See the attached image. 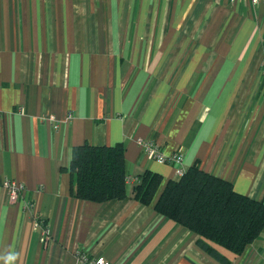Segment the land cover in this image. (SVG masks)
<instances>
[{
	"label": "crops",
	"instance_id": "1",
	"mask_svg": "<svg viewBox=\"0 0 264 264\" xmlns=\"http://www.w3.org/2000/svg\"><path fill=\"white\" fill-rule=\"evenodd\" d=\"M139 137L264 201V2L0 0V183L26 185L17 201L0 185V264H224L153 204L74 195V147L121 143L159 196L176 166ZM214 246L264 264V231L240 255Z\"/></svg>",
	"mask_w": 264,
	"mask_h": 264
},
{
	"label": "trees",
	"instance_id": "2",
	"mask_svg": "<svg viewBox=\"0 0 264 264\" xmlns=\"http://www.w3.org/2000/svg\"><path fill=\"white\" fill-rule=\"evenodd\" d=\"M70 168L77 198L104 202L133 197L144 205L153 204L158 213L199 234V246L224 264L230 259L215 244L240 255L264 231V201L236 191L231 181L198 163L178 179H169L159 196L163 176L158 172L147 170L129 186L121 143L78 145Z\"/></svg>",
	"mask_w": 264,
	"mask_h": 264
},
{
	"label": "built area",
	"instance_id": "3",
	"mask_svg": "<svg viewBox=\"0 0 264 264\" xmlns=\"http://www.w3.org/2000/svg\"><path fill=\"white\" fill-rule=\"evenodd\" d=\"M253 3H261L264 2V0H251ZM49 121H51L52 126L54 129H59L63 120H60L54 116L46 117ZM71 118H73V115H69L65 120L68 121ZM138 144L142 147L144 152L149 155L151 158H153L155 161L159 163H172L176 166V174L180 177L185 172L184 167V153L183 152H174L172 154H167L165 151L160 147V145L150 139H144L139 137L137 139ZM140 180V179H139ZM138 180V181H139ZM127 183L131 187L133 183H135L134 178L131 175H128L126 178ZM2 187L7 189L9 198L11 201H17L22 196L24 191L26 190V185L19 180L12 179V178H5L0 183ZM49 233L48 229H44V239L47 237ZM78 263L79 264H130V263H123V262H111L110 260H107L103 256H93L90 257L83 251H78Z\"/></svg>",
	"mask_w": 264,
	"mask_h": 264
}]
</instances>
